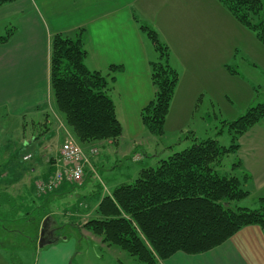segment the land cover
Wrapping results in <instances>:
<instances>
[{
	"label": "crops",
	"instance_id": "0c3cea01",
	"mask_svg": "<svg viewBox=\"0 0 264 264\" xmlns=\"http://www.w3.org/2000/svg\"><path fill=\"white\" fill-rule=\"evenodd\" d=\"M136 18L158 31L170 49L171 65L179 72V82L165 123L166 132L168 128L184 130L183 120L193 116L200 100L204 103L206 98L215 99L224 104V100L252 93L253 88L245 85L244 80H238L239 76L231 73L228 66L238 63L241 50L264 55V46L258 44V38L243 27L220 0H13L0 5V27L6 32L14 28L10 39L0 43V110L14 116L46 113V125L53 117L55 122L54 127H46L43 136L48 140L44 143L46 168L35 164L29 169L34 176L31 188H35L38 199H46L55 192L65 194L75 185L65 180L46 194H39L36 186L40 180H47L56 168L63 141L69 137L78 142L73 131L71 135L59 125L60 118L64 121V117L56 108L51 90L52 37L58 33L72 37L81 33L87 50L85 64L88 67L87 61H90L93 66L92 69L88 67L90 70L103 72L107 69L108 72L111 66H121L110 84V95L118 119L119 112L123 117L127 115L126 124L131 128L134 126L140 133L146 130L141 110L155 93L151 62L156 58L148 53L144 37H149L140 29ZM48 110L52 111L53 117ZM55 114L61 117H55ZM202 118L206 122L203 132L209 134L207 127L211 125V118ZM43 123L40 120V124ZM192 135L198 139L207 138L199 135L196 129H192ZM138 139L133 137L135 142ZM239 144L234 155L241 165L235 171L249 176L245 187L250 191L249 197L259 201L264 197V119L242 135ZM83 149L88 153L87 145H83ZM92 158L91 161H97L96 157ZM88 170L86 166L85 171ZM86 181L87 176L82 185ZM26 185L22 182L20 186L23 189ZM13 186L17 187V184ZM2 188L1 191H7L10 187L4 185ZM111 193H105L99 199L95 197L94 210L100 199ZM72 209H76V215L72 217L81 212L76 205ZM53 214L50 212L42 222L48 219L47 230L54 242L39 247L41 222L37 247L24 250L28 257L7 248L13 245L0 239V264H70L76 242L67 237H56L59 224L53 220ZM63 219L66 220V216ZM157 264H264V228L257 224L244 226L209 251L199 254L179 251L158 260Z\"/></svg>",
	"mask_w": 264,
	"mask_h": 264
},
{
	"label": "trees",
	"instance_id": "16d2710c",
	"mask_svg": "<svg viewBox=\"0 0 264 264\" xmlns=\"http://www.w3.org/2000/svg\"><path fill=\"white\" fill-rule=\"evenodd\" d=\"M11 1L0 0V5ZM220 2L264 44V0ZM136 20L157 52V58L151 62L155 93L142 108L141 118L147 129L162 135L179 72L171 65L170 49L158 31L147 22ZM13 32L14 28H10L0 34V43H6ZM86 56L81 33L74 37L58 33L52 37L50 81L56 108L79 144L115 141L122 135L123 126L110 95V82L122 68L111 66L107 73L90 70L85 64ZM234 67L228 69L238 75ZM263 119L264 102H260L240 117L222 121L216 136H193L191 146L160 159L155 167H143L133 182L123 183L104 195L96 216L83 227L100 236L103 243L119 246L144 264H157L179 251H209L247 225L264 228V197L256 208L238 205L250 196L245 188L249 176L235 171L241 162L234 163L230 173L221 170L224 157L239 148L241 136ZM226 131L231 136L229 146L218 139ZM8 196L5 195L6 201ZM2 200L0 194V205ZM49 213L39 215L35 245L40 223Z\"/></svg>",
	"mask_w": 264,
	"mask_h": 264
},
{
	"label": "rangeland",
	"instance_id": "374dc122",
	"mask_svg": "<svg viewBox=\"0 0 264 264\" xmlns=\"http://www.w3.org/2000/svg\"><path fill=\"white\" fill-rule=\"evenodd\" d=\"M0 29L1 34L6 33L2 27ZM144 38L148 44V53L151 57L157 58L151 40ZM258 44L264 46L259 40ZM239 54L238 63L233 66L238 71V80H244L245 85L249 84L250 88H253L249 96L244 93L231 100H224V104L215 99L206 98L204 103L200 100L194 108L193 116L183 120L184 130L168 128L167 132L164 129L162 135H157L147 128L139 133L134 126L131 128V125L126 124L125 120L127 121L128 116L123 117L119 112V120L124 129L117 140L80 144L82 147L87 145L89 151L92 147L99 150L98 157L94 158L97 161H91V166L88 165L89 170L86 172L88 175L85 173L87 181L83 185L72 182L75 185L71 191L65 194L55 192L46 199H38L35 188H31L34 176L29 169L35 164L43 169L46 168L44 143L48 140H44L43 136L47 132L46 127L55 126L52 111H47L53 118L50 119V124L46 125V113L36 115L37 113L30 112L14 116L7 114L5 110H0V194L3 199L0 205V239L5 240L9 246L13 245L7 248L15 249L20 255L28 257V253L25 254L24 250L37 247L33 239L36 237L35 227L39 215L51 212L54 213L53 220L58 221L59 224L56 237H67L76 242V250L70 264H144L119 246L103 243L100 236L83 227L85 221L96 216L95 197L99 199L103 194L113 191L115 187L133 182L143 167H155L160 159H166L175 152L191 146L192 129H196L202 137L215 136L222 126V121L234 120L245 114L251 106L264 102V55L245 53L243 50ZM87 65L92 69L90 61H87ZM103 72L107 73V69ZM58 114H55V117H61ZM203 116L211 118L209 119L211 125L207 127L209 134L203 132L206 126ZM40 120L45 124H40ZM33 121L36 123L33 124ZM59 125L73 134L62 117ZM134 136L139 137L136 142L133 141ZM218 138L222 145L231 144V136L227 131ZM25 154H31L32 158L24 160ZM237 161L234 153L226 155L221 166L222 172H232L233 164ZM22 182L27 183L23 189L20 186ZM14 183L17 187L13 186ZM4 185L10 187L9 190L1 191ZM5 195H9V200L6 201ZM80 202L84 208H81ZM74 205L80 208L81 212L79 214L77 212L78 215L72 217L76 215L74 213L76 209H72ZM238 205L256 208L259 206V201L248 197L239 201ZM85 206L89 208L86 210ZM64 216L66 220L63 219Z\"/></svg>",
	"mask_w": 264,
	"mask_h": 264
},
{
	"label": "built area",
	"instance_id": "2783aa9c",
	"mask_svg": "<svg viewBox=\"0 0 264 264\" xmlns=\"http://www.w3.org/2000/svg\"><path fill=\"white\" fill-rule=\"evenodd\" d=\"M98 154L99 150L96 147L90 148L87 153L78 142L68 137L61 145L60 157L56 161L57 166L52 175L47 180H40L36 183L38 193L51 192L65 180L82 184L85 178L86 166H91V158L96 157ZM23 158L24 160H30L32 155L25 154Z\"/></svg>",
	"mask_w": 264,
	"mask_h": 264
},
{
	"label": "water",
	"instance_id": "95a60500",
	"mask_svg": "<svg viewBox=\"0 0 264 264\" xmlns=\"http://www.w3.org/2000/svg\"><path fill=\"white\" fill-rule=\"evenodd\" d=\"M48 225H49V221L48 219H45L44 222L42 223L41 234L38 242L39 247H44L45 245L54 242L53 239L51 238L52 236L49 234L50 232H48L47 230Z\"/></svg>",
	"mask_w": 264,
	"mask_h": 264
}]
</instances>
